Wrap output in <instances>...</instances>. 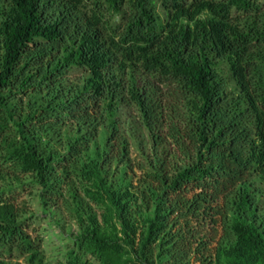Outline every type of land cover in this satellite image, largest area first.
<instances>
[{"label": "trees", "instance_id": "trees-1", "mask_svg": "<svg viewBox=\"0 0 264 264\" xmlns=\"http://www.w3.org/2000/svg\"><path fill=\"white\" fill-rule=\"evenodd\" d=\"M24 186L57 264H264V0H0V264H49Z\"/></svg>", "mask_w": 264, "mask_h": 264}, {"label": "rangeland", "instance_id": "rangeland-1", "mask_svg": "<svg viewBox=\"0 0 264 264\" xmlns=\"http://www.w3.org/2000/svg\"><path fill=\"white\" fill-rule=\"evenodd\" d=\"M31 194L33 195V191L29 186L16 187L12 193L14 202L18 206H25V209L32 215L27 221L26 232L31 238L41 240V249L47 263H60L62 260L64 261V253L67 246L71 244L65 236L66 233L62 232L63 235H60L63 227H57L50 221V218L43 215L42 209L38 207L36 199ZM17 261L23 264L22 258H18Z\"/></svg>", "mask_w": 264, "mask_h": 264}]
</instances>
